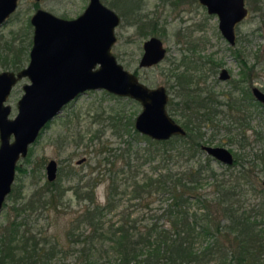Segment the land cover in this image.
<instances>
[{"label": "trees", "instance_id": "trees-1", "mask_svg": "<svg viewBox=\"0 0 264 264\" xmlns=\"http://www.w3.org/2000/svg\"><path fill=\"white\" fill-rule=\"evenodd\" d=\"M134 24L154 32L146 22ZM188 58L182 59L184 70L172 75L177 95L167 104L181 116L186 134L153 140L134 128V113L117 107L96 110L95 123L103 118L100 123L105 122L116 144L104 140L97 145L103 131L99 136L92 132L98 172L85 185L67 188L82 203L67 230L69 246L76 245V251H59L57 243L27 227L32 213L63 204L66 190L56 180H46L29 199L19 195L12 202L13 216L0 228V264H52L55 256L74 253L79 264H264V185L251 179L256 165L264 169V150L253 153L251 167L243 155L234 154V163L221 172L212 157L198 156L204 153L202 145L211 144L202 129L220 113L231 120L241 147L248 144L249 121L239 113L253 101L245 84L252 68L240 70L241 80L229 81L243 95L238 99L233 92L216 94L201 75L195 79L194 61ZM255 136L261 140L264 134ZM233 167L237 173L227 171ZM102 182H107L104 203L96 196Z\"/></svg>", "mask_w": 264, "mask_h": 264}, {"label": "rangeland", "instance_id": "rangeland-1", "mask_svg": "<svg viewBox=\"0 0 264 264\" xmlns=\"http://www.w3.org/2000/svg\"><path fill=\"white\" fill-rule=\"evenodd\" d=\"M88 1L21 0L18 9L10 19L0 26V71L27 66L33 35L30 18L37 8L47 10L58 17L72 19L83 12ZM133 1L101 0L120 17V22L115 27L116 41L111 47V53L125 69L135 72L146 86L151 88L164 86L169 100L175 97L177 92L171 87L174 81L172 75L184 70L182 59L186 56L189 57V61H194L190 64L192 69L193 66L195 67L193 74L196 77L194 78L201 75V81H205L203 84L212 86L216 94L233 92L234 98L243 97L239 90L232 89L229 81L241 80L240 70L243 68L246 71V66L252 68L251 74L246 71V88L251 92V88L256 86L264 91V16L262 15L264 5L262 1L245 0L248 14L235 27L236 43L233 46L222 36L218 28L217 15L209 14L206 7L198 0ZM131 9V12L125 14V11ZM139 20L152 25L154 32L150 33L143 26L139 28L140 26L135 25L134 22ZM151 35L162 39L167 54L159 64L140 68L138 63L143 52L142 44ZM243 60H247V65L243 66ZM213 63L218 65L213 72H209V67ZM176 67L178 68L172 71ZM223 68L230 74L229 80L219 79L220 70ZM26 83H30L29 79L22 78L7 98L6 104L11 108L10 118L17 113V101L23 94L22 86ZM252 98L253 101L246 103L245 110L239 113L243 117L246 116L249 121L247 132L249 142L245 146L241 147L236 137L235 127L222 113L215 117L212 125L202 129L206 137L211 140V144L208 145L223 146L233 155L236 153L243 155L245 165L249 167L253 163V153L264 150V137L261 140H255V132L264 134V107L255 100L253 95ZM111 107L120 108L124 114L134 113V116L142 109L141 104L133 99L119 97L103 89L89 90L66 104L57 116L47 122L30 147L29 155L19 160L17 164L21 170H16L13 190L0 211V228L5 226L13 216L11 205L15 198L21 195L29 199L32 193L46 182L45 166L53 159L57 162L56 182L58 187L66 190L65 199L56 209L50 207L49 210L41 212L39 209L37 213H32L27 219V227L34 234L42 233L49 243H57L59 251H76V245L69 246L67 230L72 225L71 222L79 212L82 203L78 202L72 190L67 188L77 184V186L85 185L87 177L96 176L97 168H99V163L96 162L99 156L93 154V144L97 142V145H102V142H106L104 140L116 144L110 129H104L105 122L100 123L104 119L99 116L95 123L96 110L101 109L98 111L100 113L104 108ZM166 108L168 114L181 124V116L174 113L169 105ZM90 127L91 130H89ZM94 131H98V136L102 135L103 131L101 138L103 141L100 142L98 138L96 142L92 139V142L90 141L91 133ZM205 154V152L199 153L198 156L204 157ZM214 166L218 172L227 167L221 163H215ZM237 168L233 167L227 171L233 170L237 173ZM259 168L260 165L254 167L251 179L255 184L262 186L264 169ZM106 185L107 182H102L96 187L97 201L100 203H104ZM254 196L253 194L251 197L255 201ZM148 211V209H142V212L147 214ZM52 261V264H79L75 253L67 256L60 254Z\"/></svg>", "mask_w": 264, "mask_h": 264}, {"label": "water", "instance_id": "water-1", "mask_svg": "<svg viewBox=\"0 0 264 264\" xmlns=\"http://www.w3.org/2000/svg\"><path fill=\"white\" fill-rule=\"evenodd\" d=\"M198 1L209 14L217 15L222 36L231 46L235 45V27L248 14L245 0ZM16 2L0 0V23L15 10ZM119 22L118 14L101 0H89L83 12L72 19L40 8L32 15L34 36L28 66L17 75L8 71L0 73V211L12 191L19 160L27 157L47 122L86 91L103 89L139 102L142 109L134 118V128L153 140L186 134L183 126L168 114L166 88L146 86L111 53ZM166 52L163 41L151 36L143 42L138 66L148 68L160 63ZM26 76L31 83L23 86L17 113L10 118L11 108L5 101L16 81ZM219 79H230L225 68ZM251 93L264 107V92L253 86ZM201 149L223 165L234 163V155L226 147L204 144ZM45 172L47 181H55L57 162L51 159Z\"/></svg>", "mask_w": 264, "mask_h": 264}, {"label": "flooded vegetation", "instance_id": "flooded-vegetation-1", "mask_svg": "<svg viewBox=\"0 0 264 264\" xmlns=\"http://www.w3.org/2000/svg\"><path fill=\"white\" fill-rule=\"evenodd\" d=\"M20 1L21 0H17V2H16V7H15V10L12 12V13H10L9 14V16H7L6 18H5V20L2 22V23H0V26L1 25H3L5 22H7L9 19H10V17L13 15V13L18 9V7H19V3H20ZM36 1H38V0H36ZM37 9H39V8H37ZM36 9V10H37ZM85 9V8H84ZM35 10V11H36ZM34 14V13H33ZM32 17V16H31ZM63 18V17H62ZM66 19V18H65ZM30 24L32 25V27H33V35H32V43H31V48H32V45H33V36H34V26H33V24L31 23V18H30ZM236 33V32H235ZM151 36H156V35H151ZM151 36H149V38L151 37ZM158 37V36H157ZM160 38V37H159ZM148 39V38H147ZM146 39V40H147ZM161 39V38H160ZM162 40V39H161ZM236 43V42H235ZM164 45V44H163ZM142 46H143V44H142ZM165 47V46H164ZM31 48H30V50H29V62H30V51H31ZM166 48V47H165ZM167 50V49H166ZM143 53V52H142ZM166 54H167V52H166ZM165 57H166V55H165ZM165 59V58H164ZM163 59V60H164ZM162 60V61H163ZM29 62H28V64H29ZM28 64H27V66H28ZM157 64H159V63H157ZM157 64H155V65H157ZM155 65H153V66H155ZM26 66V67H27ZM26 67H21V66H19L18 68H16V69H13V70H2V71H0V73L1 72H5V71H8V72H13L15 75H17V73L18 72H20L21 70H23L24 68H26ZM152 67V66H151ZM149 68V67H148ZM222 70V69H221ZM221 70H220V72H221ZM135 73V72H134ZM136 74V73H135ZM137 75V74H136ZM22 78H25V77H22ZM22 78H20L19 80H17L16 81V83L13 85V87H12V89H11V91L13 90V88L15 87V85L22 79ZM26 78H28L27 76H26ZM29 79V78H28ZM30 81V80H29ZM31 83V82H30ZM30 83H26V84H30ZM25 84H23V86H24ZM23 86H22V88H23ZM262 90V89H261ZM11 91H10V93H11ZM24 91V90H23ZM263 91V90H262ZM264 92V91H263ZM24 93V92H23ZM10 95V94H9ZM8 95V96H9ZM22 96V95H21ZM8 98V97H7ZM20 99V98H19ZM18 99V100H19ZM6 101H7V99H6ZM6 101H5V103H6ZM18 102V101H17ZM71 102V101H70ZM68 104V103H67ZM263 106V105H262ZM11 139H12V137H11ZM16 170H17V167H16ZM15 179H16V175H15ZM14 182H15V180H14ZM13 186H14V183H13V185H12V190H13ZM12 192V191H11Z\"/></svg>", "mask_w": 264, "mask_h": 264}]
</instances>
